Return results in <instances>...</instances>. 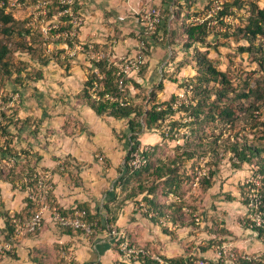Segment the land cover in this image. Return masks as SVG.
Here are the masks:
<instances>
[{
    "label": "trees",
    "instance_id": "16d2710c",
    "mask_svg": "<svg viewBox=\"0 0 264 264\" xmlns=\"http://www.w3.org/2000/svg\"><path fill=\"white\" fill-rule=\"evenodd\" d=\"M10 1L0 0V20L3 24L1 31L7 36L11 34L13 29L12 26H4V24L14 21L10 11H8ZM34 1L37 2L38 0ZM245 3L244 0L222 1L217 10V17H220L219 22L223 24L222 19L226 20L227 13L231 11L232 6L240 9ZM247 3L250 5L249 14L241 17L240 20L243 21L233 25L232 31H229L230 25H225L224 32H217V35H232L236 40H245L247 45L238 47L241 52L260 51V55L255 57V60L259 68L264 71V7H259L255 2ZM55 4L58 5L59 10L67 7L60 0L51 1L47 4L46 16L54 15L53 7ZM78 4H80V0H74L72 7L75 11L79 7ZM193 4H195L194 0H172L171 8L165 9L167 15L161 19L156 33V35L161 33L171 48L183 40L181 42L183 57L180 59L181 62L177 64V70L185 63H189L187 60L191 58L189 64L195 69L192 76L180 80L177 76L164 72L158 80L149 81V68L148 64L145 63L138 72L139 77L144 82L131 78V76L127 77L124 80V89L122 90L118 83L120 76L117 73V65L109 59L107 54L98 61L91 59L96 70L93 69V71L85 73L83 87L77 97L102 118L113 117L125 121L126 132L129 133L130 138L126 160L134 148L131 143H140L139 136L141 133H156L165 140L178 139L182 128L188 130L186 137H183L184 142L181 145H175L172 157L168 155L154 157L152 150H149L143 152L147 158L145 165L132 168L125 162L123 168L119 169L121 175L114 185V188L119 189L120 193L124 192L122 196H119L116 190L115 196L112 198L113 201L117 202L118 207L124 205L125 200L135 201L138 196H141L145 216L160 224L164 231L169 227V224H179V226L188 224L197 228L199 227L196 221L198 216H194L197 207L195 203L188 202L184 197V178L187 175H185L182 167L195 157L203 156L206 158V163L211 168L203 175L200 184L202 183L207 189L212 186L213 177L219 172L220 160L227 155L234 172L245 169L244 171L250 172L253 178L259 180L258 186L254 181H251L253 178L248 183H244V187H248V190L249 187L253 191L257 189L256 192L259 197L257 210L262 213V221L259 224L247 219V229H250L260 240L264 241V78L256 79L255 84L257 85L255 86L246 83L244 86L238 84L237 89H231V78L227 70L220 69L216 60L208 56L207 50L202 51L199 47L204 46L209 34L208 19L202 22L190 20L192 14L196 15L202 12L192 8L191 5ZM181 7H185V9L182 10ZM183 11H186L185 15L182 13ZM64 14L69 18L67 13ZM67 21L61 23L54 31H61L70 27L69 20ZM20 29L23 31L19 30L18 35H22L24 32L30 34L31 32L24 27ZM74 41L80 42L77 38H69L65 42L71 46ZM217 42L220 41L217 40ZM17 45L20 46L21 43H17ZM205 46L207 47V45ZM95 47L97 48L99 45L95 43ZM191 47L195 50V54L188 57L187 49ZM27 48L32 49L31 46ZM8 52H10L8 42L5 39H0V69H4L7 74H10ZM56 57L61 59L60 53ZM66 59L68 61L69 58L65 57L64 61L60 60V63L62 64ZM42 60L43 63H46L44 58ZM15 80L20 83L23 82L19 75ZM167 82L177 83L178 86L185 87L187 91H190L188 101L179 102L173 108L172 103L178 97L176 93H172L168 99H162L161 95ZM177 111L183 113L182 116L187 117V119L183 122L175 119L174 115ZM167 119L169 120L168 123H166ZM163 127H168V130H161ZM214 128H219V132L215 133ZM242 131H245L246 134L240 135ZM63 159V164L55 167L57 170H67L73 164L67 156ZM26 165V167H18L16 163L8 173L10 177L11 174H14L16 180L23 178L24 188L27 185L34 186L36 184L35 174L38 173L35 166H31L30 160L26 159ZM191 177L193 178V175ZM9 181L15 182L12 179ZM25 198V207L19 212H13L16 216H24L33 210L34 206L31 200L27 196ZM48 198L57 205L61 212L68 213L71 211L72 208L65 209L53 199L52 189L48 191ZM244 199L245 205L248 206L251 197L247 195L246 191ZM78 207L85 209V218L94 223L90 235L102 230L109 223H115L113 211L115 209L111 207L109 202L104 204L105 216L99 211H91L87 206L78 205ZM247 208L249 209V207ZM0 214L4 218L7 228L5 237H8L13 230L10 213L4 210ZM63 229L72 230L71 228ZM77 230L83 232L80 228ZM37 232L38 230L34 233ZM211 232L213 237H208L206 247L199 246L201 249L199 253L174 257L160 255L172 264H195L199 258L203 259L202 253L211 249L213 244L217 246L228 245L224 243L226 241L224 237L229 235V231L226 232L218 227ZM114 246L119 252L117 243ZM62 249L64 248L62 247ZM232 251L233 256L225 253L219 257L215 254L213 261L207 262L208 264H264V254L260 255L258 260L248 261L242 257L243 252ZM58 259L61 263L57 262L56 264H77L74 261H67L61 256ZM124 259L127 264L136 262L126 257ZM137 261L142 264H157L156 261L144 255L140 256ZM36 264L46 263L36 260ZM115 264L125 263L119 261Z\"/></svg>",
    "mask_w": 264,
    "mask_h": 264
},
{
    "label": "rangeland",
    "instance_id": "374dc122",
    "mask_svg": "<svg viewBox=\"0 0 264 264\" xmlns=\"http://www.w3.org/2000/svg\"><path fill=\"white\" fill-rule=\"evenodd\" d=\"M51 1L54 2V0H47L48 3ZM222 1L224 0H194L195 4L191 5L192 8L198 9V11L202 12L196 15L192 14L190 20L194 19L196 16L200 18H207L209 21L212 20L206 42L204 46L199 47L202 51L207 50L208 56L216 60L220 69L227 70L229 77L231 78V89H237L236 87L238 84L244 86V84L250 83L255 86L257 85L255 84L256 79L258 80L264 78V71L259 68L257 61L255 60V57L260 55V51L252 50L250 52H241L238 47L241 45H247L245 40H236L232 35L220 36L217 35V32H224L225 25H230L229 31H232L231 28L233 25L243 21L240 20L241 17H245L249 14L248 8L250 5L247 2H255L259 7H264V0H244L246 3L240 9L232 6L230 8L231 11L227 13L228 16L226 20L222 19L224 21L223 24L219 22L220 17H217L218 14L216 12L222 4ZM78 5L79 7L76 11L73 7H71V9L74 14L79 13V15L83 16V24L81 27H84L87 23L82 11L80 10L81 2ZM145 7H154L159 9L161 19L167 15V11L163 10V8L154 4H146L138 11L139 14H137L140 22V18L144 15ZM53 9L55 10L54 15L46 16L47 10L46 13H44L42 6L40 4L37 6V2L34 0H19L18 3L13 5L10 3L8 11H10L14 21L13 23L4 24V26H12L13 30L8 36L3 34L1 31L3 24L0 20V39H5L10 47V52H8L7 58L10 63L11 70L10 74H7L4 69H0V158L4 155L7 157L2 160L0 165V213L4 211V199L2 197V193L6 194L4 188L5 182H7L6 185L8 190H15V188H17L16 193L23 195L24 198H20L18 203L20 207L22 202L25 203V197L27 196V192L24 188V182L22 180L23 178L20 180L18 179V181L15 179V176H13L14 174H11V177L9 176L8 173L11 167H13L16 163L18 167H26L27 159L31 161V166L34 165L40 174L49 170H47V168L41 169L36 167V164L38 163L36 161L38 153V151H36V147L42 149L43 151H53V147H56L54 143L56 142L54 139L55 135H53L55 134V128L52 124H50L51 117H54L58 112H63V115H65V124L63 125L64 128L62 131L71 137L76 131L81 129L79 126L80 122L78 123V121H76L77 119L72 116L71 113L64 112L63 109L60 110L61 107L66 105L72 106L71 102L73 99L69 98V94L71 93L73 95L75 90L77 91V89L81 88V85L72 88V92L69 89L66 90L63 85L68 83L69 79H73L77 73H80L79 69L76 70L72 68L75 63H79L80 69H82V74L80 76L81 80H78L79 83L83 82L85 73L93 71L94 65L91 63V56L89 52L81 51L76 53L74 56L66 55V51L70 46H66L63 39L56 38L54 36L57 32L54 31V29L59 27L61 23H64L65 21L68 22L67 20H69L70 16L67 18L66 14L61 12L62 10H59L58 5L56 4ZM181 9L184 10L185 7H181ZM185 12L186 11H183L182 13L185 15ZM102 18L103 21L101 23V27L105 24V27L107 28V42L102 44V46L97 43L96 45L103 48L106 55L110 45L113 43L117 44L126 38L135 42V50L140 42L143 41L147 47L144 55L145 62L143 64H148V59L152 55L154 57V53L157 55V51H154V46H165L163 47L165 54L159 57V63L156 69L157 71L159 69L157 72L159 77L164 72L171 73L172 75L177 76L180 80H184L183 78L193 75L195 69H193L191 64H189L191 58H188L187 60L189 63H185L179 70H177V64L178 62H181L180 59L183 57V51L181 48V42L183 40H180L179 44H176L171 48L161 33L156 35L158 28H156L155 32L151 35H143L141 34L143 28H141L142 30H134L130 25H125L123 23V26H126L124 27L125 30L124 28H120L119 31V27L121 26L120 22H115V20L110 22V19L113 17L108 14H103ZM214 19H216V22H213ZM53 25L56 27H53ZM50 26L52 28H50ZM142 26L143 25H141V27ZM22 27L29 29L31 31L30 34H26L24 32L22 35H18L19 30L23 31V29H20ZM81 27L79 31L80 35L82 30ZM44 28L48 29L46 33L44 32ZM77 39L82 41L79 37ZM217 40L220 42H217ZM84 41L85 43H95V40L92 39H85ZM17 43H21V45L18 46ZM205 45H207V47ZM30 46L32 49L29 50L27 47ZM187 51L188 57L195 54V50H193L192 47L187 49ZM59 53L61 59L56 57ZM121 56L128 55H119L117 60ZM65 57L69 58L68 61L66 59L67 62L65 61L61 64L60 60L64 61ZM41 58H44L46 63H43ZM73 70L77 71V73ZM138 72L135 73L136 79L138 78V81H140ZM18 75L23 79V82L20 83L15 80ZM143 82L144 80L142 83ZM132 90L134 91V89ZM172 93H176L178 95L176 99H178L179 102H187L190 97V91H187L185 87H180L177 83L167 82L161 97L162 99H168ZM15 95L18 96L14 98ZM74 100L73 104L75 105L77 103H81L77 94L75 95ZM58 105H60L59 108H57ZM182 115L183 113L177 111L174 118L183 122L187 119V117H183ZM74 121L76 122L75 124L73 123ZM168 121L169 120L167 119L166 123H168ZM124 124V120L122 124L119 123L121 127ZM162 129L168 130V127H163L161 130ZM214 131L215 133H218L219 128H214ZM114 134L117 135V137L120 135L117 131H114ZM187 134L188 130L186 128H182L179 134L180 138L178 139L163 140V138L159 137L158 141L153 140L148 144L152 150L150 151L154 153V157H164L165 155L172 157L175 145H181L184 142L183 137H186ZM241 134L246 133L245 131H242L240 132V135ZM157 142H159V144H156ZM7 146L8 150L10 148L9 151L7 150ZM1 149H3V151H1ZM99 151L100 150H96L97 154ZM101 154L102 153H99L96 157L100 159L99 161H101V164L107 163L108 159ZM11 158H14L16 163L9 167L6 161L11 162ZM121 160L122 159L118 161V164L124 166L125 160ZM210 168L209 164L206 163V158L203 156H200L199 158L195 157L189 160L182 167L185 175H187L184 178V197L188 202L195 203L197 209L194 212V216L196 215L199 217V227H182L177 233L176 229L180 226L172 229L174 232L172 236L176 237L179 234L182 236L175 240L176 242L172 244L169 251H171L172 254H177L184 249L188 254H195L197 253L196 249H198L199 253V250L201 251V249L198 247V243H200L202 247H206V240L208 237H213V234H210L212 233L211 231H214V228L220 227L226 232L229 231V235L224 237V240L227 241H224V243L228 244L224 245L225 247H230L232 250L240 252L246 251L248 254H264V241L260 240L256 235L251 237L246 234L248 226L247 219H249L248 221H257L254 219V216H252L253 211L250 213V210L247 208L248 206L245 205L244 199L245 191L249 197L253 196L252 188L249 187L248 190V187H244V183H248V181L253 178L250 175L251 173L244 171L245 169L239 172H234L231 169L232 167L227 155H225V157L219 162V172H217V174L213 177L212 186L205 189L203 184H200L203 175L199 178V186H194L191 182V175L199 172L203 173L204 171L207 172ZM49 174L51 180V173ZM9 179L15 180V182H10ZM251 181H254L257 186L259 185L258 178H253ZM12 209L17 208L13 207ZM12 213L13 212H10V214ZM1 220L2 218L0 217V222ZM54 225L58 226L55 223ZM217 225L218 227H216ZM119 228H122L127 232L128 239L131 242L152 252L151 248H148L147 245L134 241L131 232H129L126 227ZM189 230L192 231V235ZM248 231L251 230L248 229ZM2 236L3 234L0 232V237ZM113 243L115 244L114 240ZM52 248H47V250L45 249V257L44 259L42 258L44 263H48L50 261L53 264H56L57 262L61 263L58 259L60 257L58 255L59 253L63 254L61 257L65 258L67 261L72 262L74 259L71 251H63L58 248V246H52ZM215 248H217V245L213 244L211 249H207L204 253H202L201 257L203 259L199 258V260L212 262L215 255ZM15 252L5 256H13L15 255ZM2 257L4 256H1L0 258L2 259Z\"/></svg>",
    "mask_w": 264,
    "mask_h": 264
},
{
    "label": "crops",
    "instance_id": "0c3cea01",
    "mask_svg": "<svg viewBox=\"0 0 264 264\" xmlns=\"http://www.w3.org/2000/svg\"><path fill=\"white\" fill-rule=\"evenodd\" d=\"M171 1L82 0L80 1V10L87 24L84 26L85 28L81 27L82 30L79 38L82 42H85V39L95 40V43L102 46V44L107 42V28L105 24L101 27L103 14H108L113 17L110 19V22L115 20V22L121 23L119 31L120 28L126 27L123 26V23L130 25L134 30H140L142 24L137 14H139L138 11L144 5L154 4L165 10L166 8H171ZM163 47L165 46H154V51H157V55L154 53V57L152 55L147 61L149 66V81H156L160 78L157 73L159 69L158 71L156 69L159 63V57L165 54ZM134 52L135 42L127 38L117 44L113 43L107 50L111 61H115L119 55H129ZM72 68L79 69L80 73L73 70L77 74L73 79H69L68 83H65L63 87L66 90L69 89L71 92L73 91L72 88L78 87L79 85H81V88L77 89V91L75 90L73 95L71 93L69 94V98L73 99L71 102L72 106L66 105L61 107L60 110L63 109L64 112L71 113L77 119L76 121L81 123H79L81 129L73 134V139L70 135L65 134L62 131L64 128L63 125L65 124V115L61 111V113L56 111L58 113L54 117H51L50 120V124L55 128V134L53 135H55L54 139L56 142L54 143L56 147H53V151H43L36 147V151H38L36 158L38 163L36 167L49 169L48 171L51 173L53 199L65 209L84 205L93 212H101L104 216V204L109 202L111 203V207L115 209L113 210L115 224L119 227H126L131 232L134 241L147 245L148 248H151L152 252L162 254L164 257L194 254H188L184 249L177 254H172L169 251L172 244L176 242L175 240L182 236L181 234L176 237L172 236L174 234L172 229L177 228L179 224H169V227L164 231L160 224L153 222L149 217L145 216L141 196H138L135 201L125 200L124 205H120V207H118L117 202L112 200L116 190L119 196L124 194V192L120 193L119 189H115L114 185L121 175L119 169L123 168L122 165L118 164V161L120 159H122L121 161L126 160V154L130 144L129 133L126 132L125 124L122 127L119 125V123H123V120L121 121L113 117L102 118L83 102L80 104L77 103L76 105L73 104L75 95L83 87V82L79 83L78 81L79 79L81 80L80 76L82 74L79 63H75ZM131 76V78H136V74ZM142 81L140 78V82ZM59 107L60 105L57 106V108ZM73 123L75 124L76 122L74 121ZM114 131L119 132V136L122 137H117ZM158 139V134L151 132L141 133L139 137L140 144H149L153 140L158 141ZM96 150H100L99 153H102L101 155L108 159L107 163L101 164L100 159L96 157L99 154H97ZM66 156L73 164L67 170H57L55 167L63 163V158ZM6 183L4 187L6 194L2 193L4 210H7L9 213L19 212L25 207L24 202H22L21 207L18 204L20 198L23 199L24 197L16 193L17 188L15 190H8ZM18 205L20 210L18 209ZM13 207L17 209H12ZM0 217L2 218L0 232L3 234L2 237H4L7 234V228L3 216L1 215ZM190 226L188 224L182 225L176 229V233L182 227L190 228ZM189 232L191 235L193 234L191 230ZM246 234L251 237L255 236L248 229L246 230ZM114 245L113 239L102 230H98L93 235L87 236L76 229L65 230L54 225L50 219H45L40 231L35 234H26L20 237L15 255L0 258V264H36V260L42 261L45 257L44 251L47 248H52V246H58L63 251H71L75 259L72 261L77 264H115L119 261L127 264L124 256L115 249ZM199 246H201L200 243H198ZM196 251L198 253V249ZM58 255L61 256L63 254L59 253ZM50 263L51 261L46 264ZM133 264L142 263L136 261Z\"/></svg>",
    "mask_w": 264,
    "mask_h": 264
},
{
    "label": "built area",
    "instance_id": "2783aa9c",
    "mask_svg": "<svg viewBox=\"0 0 264 264\" xmlns=\"http://www.w3.org/2000/svg\"><path fill=\"white\" fill-rule=\"evenodd\" d=\"M19 0H11V4L18 3ZM61 3H64L67 5L66 8H64L61 12L67 13L69 18L70 27H67L64 30L57 31L54 36L56 38H61L65 41L69 38H78L79 37V31L80 27L83 24V16L78 14H74L72 12V4L74 3V0H60ZM42 6L43 12L46 13V10L48 12L47 8V0H38V5ZM220 8V6H219ZM217 12V11H216ZM210 15V13H209ZM216 18V17H215ZM141 24L143 25L141 34L143 35H151L155 32L158 24L161 21L160 18V10L154 7H145L144 8V15L140 18ZM207 18H200L198 16L194 17L192 19L193 21L202 22ZM212 21V20H211ZM211 21L208 20L207 22V28L210 29ZM213 22H216V19H214ZM53 27H56L53 25ZM50 28H52L50 26ZM48 29L44 28V32L46 33ZM66 43V42H65ZM67 46V44H66ZM147 50L146 45L143 41L140 42V44L137 46V49L135 50L134 54L128 55V56H121L118 60L116 59L114 62L117 65L118 68V75L120 76V79L118 80L120 88L123 90L124 87V80L127 77H130L132 74L137 73L141 65L145 62V51ZM89 52L90 58L98 61L99 59H102L106 56L105 51L103 48H96L95 43L92 42H77L74 41L73 44L68 47L66 51V55L74 56L78 52ZM94 70L95 67H94ZM101 77V75H98ZM15 95L14 98H16ZM182 102V101H181ZM178 99L175 100L174 103H172V107L175 108L176 104H178ZM133 149L129 153V158L125 160L126 164L132 168H139L142 165H145L147 163V158L144 156L145 151L151 150L150 145L148 144H132ZM5 155L0 158V165L2 160H4ZM7 165L10 167L15 163V159L11 158L10 161H6ZM61 165L63 163H60ZM59 164V165H60ZM50 172L45 173H37L35 174L36 177V184L34 186L27 185L25 187V191L27 192V197L31 200L32 205L34 206L33 210L30 211L29 214H26L24 216H16L15 214H10V217L12 219L13 223V230L8 235V237H0V257L5 256L7 254H13L15 250L18 247V240L21 236L27 234V233H34L37 230L39 231L42 228L43 222L45 219H50L52 222L57 224L61 228H71V229H82L84 234L90 235L92 232V226L93 222L87 220L85 218L86 211L85 209L79 208L78 206L73 207L71 211L68 213L61 212L57 205L53 204L49 198H48V191L49 189H52V182H50ZM207 172H199L193 174L192 178V184L194 186H199V178L200 176L206 174ZM194 188V187H193ZM257 189L253 191V196L251 197V200L249 201L248 207L251 211H253L252 216H254V219L257 221H253L256 224H259L260 221H262V213L257 210L258 204H259V197L257 195ZM196 221L199 222V218H196ZM103 232H105L107 235H109L115 243H117V247L119 249V253L126 257L127 259H132L134 261H137L140 256H147L148 258L154 260L157 262V264H172L171 262L165 260L160 254L152 253L148 249H145L143 247H140L136 245L135 243L131 242L128 239L127 232L119 228L115 223H109L107 224L103 229ZM233 251L229 247H225L224 245L217 246L215 248V254L217 256H221L225 253H228L230 256H233ZM242 257L248 261L258 260L260 258V253L258 254H248L246 252L242 253ZM195 264H208L206 261H200L197 260Z\"/></svg>",
    "mask_w": 264,
    "mask_h": 264
}]
</instances>
